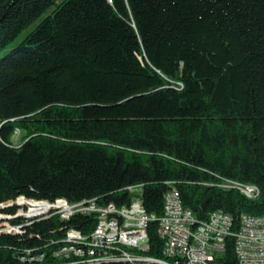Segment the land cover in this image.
<instances>
[{
	"label": "trees",
	"instance_id": "trees-1",
	"mask_svg": "<svg viewBox=\"0 0 264 264\" xmlns=\"http://www.w3.org/2000/svg\"><path fill=\"white\" fill-rule=\"evenodd\" d=\"M137 184L158 216L173 187L201 220L223 210L236 229L264 213V0H0V202L122 206ZM95 224L0 234V263ZM157 228L148 253L161 257ZM234 244L218 264H237Z\"/></svg>",
	"mask_w": 264,
	"mask_h": 264
},
{
	"label": "built area",
	"instance_id": "built-area-1",
	"mask_svg": "<svg viewBox=\"0 0 264 264\" xmlns=\"http://www.w3.org/2000/svg\"><path fill=\"white\" fill-rule=\"evenodd\" d=\"M234 186L249 198L256 199L260 189L252 183L232 180ZM133 194L129 204H101L96 198L69 201L57 198H27L25 201L0 202V234H25L34 222L58 217L70 220L74 215H93L96 224L84 233L68 227L60 238H50L43 245L25 247L17 264H218L226 249V238L234 237L237 264H264V213H243L238 228L223 210L199 219L185 207L175 187L164 197L163 213H149L142 201V185H130ZM158 221L163 241V256L148 253V225ZM32 234V232H29ZM2 264V263H0Z\"/></svg>",
	"mask_w": 264,
	"mask_h": 264
},
{
	"label": "rangeland",
	"instance_id": "rangeland-1",
	"mask_svg": "<svg viewBox=\"0 0 264 264\" xmlns=\"http://www.w3.org/2000/svg\"><path fill=\"white\" fill-rule=\"evenodd\" d=\"M22 138H23V133L20 132V134H19V132H18V135H16V136L14 137L15 144H20L21 141H22ZM19 198H20V197H19ZM19 198H18V199H19ZM15 201H20V200H15Z\"/></svg>",
	"mask_w": 264,
	"mask_h": 264
},
{
	"label": "bare ground",
	"instance_id": "bare-ground-1",
	"mask_svg": "<svg viewBox=\"0 0 264 264\" xmlns=\"http://www.w3.org/2000/svg\"><path fill=\"white\" fill-rule=\"evenodd\" d=\"M25 198V197H24Z\"/></svg>",
	"mask_w": 264,
	"mask_h": 264
}]
</instances>
